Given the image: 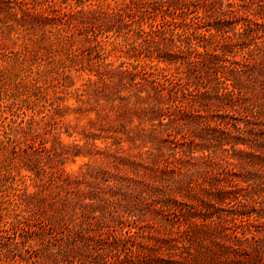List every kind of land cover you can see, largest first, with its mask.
I'll return each mask as SVG.
<instances>
[{
	"label": "rangeland",
	"instance_id": "1",
	"mask_svg": "<svg viewBox=\"0 0 264 264\" xmlns=\"http://www.w3.org/2000/svg\"><path fill=\"white\" fill-rule=\"evenodd\" d=\"M9 1L0 0V135L13 139L18 154L0 157L13 175L0 182V195L21 201L27 219L15 240L0 237L4 264H202L232 232L243 248L238 263L252 264L253 248H264V0L188 2L172 25L184 44L202 51L203 63L190 65L189 50L178 51L167 34L140 44L114 0H27L26 13ZM185 1L129 5L159 19V5ZM55 9L74 12L67 27ZM61 25L81 60L47 45ZM156 52L177 56L158 63L178 83L176 94L154 91L139 77L128 81L133 65L155 64L147 55ZM23 55L29 59L15 63ZM6 218L18 225L12 214L0 221ZM124 241L142 258L123 249ZM227 256L219 262L232 263Z\"/></svg>",
	"mask_w": 264,
	"mask_h": 264
},
{
	"label": "trees",
	"instance_id": "2",
	"mask_svg": "<svg viewBox=\"0 0 264 264\" xmlns=\"http://www.w3.org/2000/svg\"><path fill=\"white\" fill-rule=\"evenodd\" d=\"M26 1L27 0H10L9 2L13 4V6L11 7L13 8L17 7V9L21 11V13H24V12L26 13V12H29L27 11L29 9V6H28L29 4ZM190 1L191 0H187L183 2L182 6L184 7L180 5H174V6L164 5V4L159 5L157 8H155L158 11L157 13H160L159 19H155L154 17L153 18L143 17L144 15L142 14L141 10L135 11L132 8H130L129 4L131 3V0H129V2H124V0H121V1L114 0L115 4L113 5L112 9H115L117 11L116 13L119 15V19L121 20L125 19L124 16L129 17L130 24L128 25L129 26L128 29L130 31L134 30V33L137 36V39L141 40L139 42L140 44L141 43L156 44L162 41V39L163 40L166 39L165 37L167 34L169 37L177 39L176 42H174V47L178 51L182 49L181 46L186 48V50H189V56L187 57L188 60L186 61L188 65L198 64V63L202 64L204 60L202 57L200 58L202 51L198 49L199 46L191 42H189L187 45H186V42L184 44L183 40L179 39L183 33L175 32L173 25H172L173 23L172 20L175 19V17L173 16L177 14H187L186 10L188 11V7L186 4ZM195 2L196 1L192 2L193 5H195ZM50 6H53V4H51ZM55 11H57L56 15H57V18H59L60 23L64 24L67 27L71 23L69 22L70 21L69 19L72 18V16L74 15V12L71 10L59 11L57 9H55ZM85 12L87 14H92L91 12L93 11L92 9L87 8ZM35 14L39 16L40 18H42L43 20L46 18L45 16H43V10L41 9L36 11ZM122 14H124V16H122ZM196 14H197V11H195V18H198ZM66 27L61 25V26L54 28V30L50 33V35L45 39L47 41V45H55L60 50H69L74 59L81 60L80 55H82V53H80L79 49L73 47L72 43H70L69 41L70 33L66 29ZM98 29L102 31L101 28H98ZM103 31L104 32L113 31L116 37L118 36V33H119V29L108 28V27L105 28ZM189 31H190V35L196 34V29L189 30ZM97 33H94L95 37ZM199 35L200 34H198V36ZM94 41H95L94 46L96 48H94L93 50L98 53V56H97L98 58L104 59V56H99L101 55L99 54L100 49H103L101 45V40H96L94 38ZM116 47H117V44H116ZM204 51L206 52V50ZM20 53L21 51H16L14 54L17 55ZM152 55L153 54L147 55V59L150 62L155 61V64L149 66V69H146L144 65H139V64L133 65V70L135 71L130 73L128 81L132 84L138 83L135 80H136V77H139L142 80L148 81L151 84V88L154 91L167 90L169 92H173L176 94L178 91H180L178 90V87H177L178 83L170 74L166 73L165 71L166 68L159 66L158 63H164L168 65L176 63L177 56L175 54H171L167 52L162 53V54L159 52H156L154 56ZM14 59L16 60L15 63L18 61L21 65H23L22 61L23 60L26 61L27 59H29V57L26 55H23L22 59H17V58H14ZM212 60L215 62H220L222 61V58L219 56V54H212ZM105 64L110 65V63H105ZM15 66L17 67V64ZM3 70L4 68L0 67V73H4ZM127 71H128L127 69H123V70H118V72H116V75L119 77L118 80L120 84H124L123 79H125L124 77L127 76L125 75ZM110 77L112 76L108 74L107 76H102L101 78L109 79ZM13 78L16 84L21 83L19 80H17V76L15 72L13 73ZM31 85L33 87L32 88L33 90L39 91L38 78L33 77L31 79ZM18 108L20 107L18 106ZM6 151L9 152V156L11 158H15L18 154L15 148L13 139L9 135H7L5 131H3V134L0 135V157ZM2 164L3 163L0 160V182L4 179L6 180V178L13 176L11 174L12 168H9L8 165L4 166ZM21 204H22L21 201L18 202L16 200H11L9 198H5V196L3 195H0V216H3V215L9 216L10 214H12L16 220V223L18 224V225H14L15 221H13L12 219L9 220L8 218L4 219L3 222L0 221V237L15 240L17 236L21 235V232L23 231V227L19 224L21 223L24 224L25 221L22 219H27V215L21 214L22 213ZM252 222H247V223H252ZM181 232L186 233L188 231L182 230ZM127 233H128L126 236L127 238H129L131 235H134V232L131 233L130 230H128ZM246 235L247 234L244 233V238L245 240H248L247 239L248 237ZM224 237L227 241V244L224 246V248L219 246L217 247L218 248L217 250H211L210 253L204 254V256H202L203 254L201 255L202 252H200L199 254H196L195 257L193 255H191V257L194 259H198L200 258V256H202L200 260L196 263L201 262L203 264L206 258H208L209 259V262H207L208 264H218L220 263L218 260L219 258L223 256L228 257L227 255L231 254L233 256V260H232V263L230 264H239L238 263L239 259L236 257V255L239 254V251L243 250V248L241 247L240 239L237 237L236 234H234V232H232L231 234L224 233ZM177 238L174 237L173 241H175ZM250 239L255 241V235L251 234ZM0 244H2V242H0ZM145 244L147 245V243ZM122 247L123 249H126L129 252H133V254L137 255L138 258H142V254H144V253H141L138 249H135V248L133 249V246L131 245V243L127 245L125 241ZM253 249H254V254L251 255L252 264H264V248L260 249V248L255 247ZM221 250H224V251H221ZM5 261H7L5 258L2 259L0 257V264H4ZM107 264H117V260L115 258H112L110 259V261L107 262ZM137 264H191V263H183V262H180L179 260H168L166 262L162 260L161 261L149 260V261L142 262V260H139ZM220 264H224V263H220Z\"/></svg>",
	"mask_w": 264,
	"mask_h": 264
}]
</instances>
